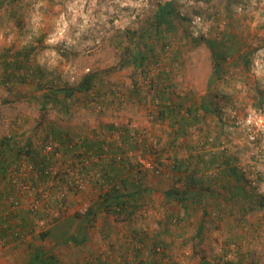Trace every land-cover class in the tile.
Instances as JSON below:
<instances>
[{"label":"rangeland","instance_id":"1","mask_svg":"<svg viewBox=\"0 0 264 264\" xmlns=\"http://www.w3.org/2000/svg\"><path fill=\"white\" fill-rule=\"evenodd\" d=\"M166 2L172 3L177 16L164 27L156 13ZM12 6L15 10L9 16ZM223 36L237 51L229 61L239 63L233 58L248 56L249 68L229 64L228 75L208 87L212 59L205 41H220ZM86 77L92 78L90 94L70 93ZM151 88L157 97L173 98L186 108L196 106L201 117L187 126L160 118ZM256 90L262 91L264 100V0H0V144L10 140L13 145L0 163L10 171L34 164L24 151L34 155L52 143L46 140L49 127L90 137L92 130L100 134L103 126L114 124L118 142L129 137L123 152L127 172L114 183L126 178L139 183L145 196L151 189L155 198L164 200L158 207L146 203L124 211L152 215L155 223L168 228L179 227L178 217L186 213L181 205L169 204L165 192L194 177L190 183H195L191 188L195 197L188 203L204 199L203 207L200 203L193 207L206 217L203 234L191 231L196 225L170 240L168 235L158 240L151 233L149 253L125 251V264H201L199 258L204 259L202 264H226V259L227 264H264V209L258 206L264 203V133L252 134L240 123L247 113L264 110V102L258 108ZM48 91L54 100L44 97ZM94 96L97 106L89 101ZM204 101L212 103L211 113L202 116L199 107ZM175 124L183 130L174 133ZM142 131L155 146L143 145ZM138 153L151 168L138 170ZM229 169L235 170V177ZM10 171L0 170L4 186L15 183ZM50 182L44 202L49 216L41 212L39 223L23 208H7L11 220L20 219L22 231L19 236L15 228L13 234L0 235V264H29L37 252L53 254L55 264L104 263L99 247L90 252L92 237L83 244L56 239L65 230L75 233L85 211L97 208L99 191L92 182ZM12 187L7 191L0 187V193L18 194L19 187ZM244 195L255 201L246 214L239 208ZM18 196L27 202L20 190ZM173 213L178 215L172 223ZM93 226L91 222L87 229ZM172 242L179 243V252H169ZM135 256L137 262L132 261Z\"/></svg>","mask_w":264,"mask_h":264},{"label":"trees","instance_id":"2","mask_svg":"<svg viewBox=\"0 0 264 264\" xmlns=\"http://www.w3.org/2000/svg\"><path fill=\"white\" fill-rule=\"evenodd\" d=\"M10 1L14 2L15 0ZM16 6L18 5L16 4L14 8L18 9V7L16 8ZM12 8L13 6L7 10L9 16L10 12L12 11ZM172 9V3L170 2H166L158 6L156 18L160 25L166 27L167 24H169L174 18V16H177ZM205 43L210 50L212 59V73L209 79L210 82L208 83V87L213 84L215 85L218 80L227 76L230 72L231 66L234 67L236 65V67H241L245 71L248 70L250 64L248 56L238 55V57L233 58L239 63L233 64L234 60L229 61L230 58L234 57L237 51H235V49L232 47L230 40L227 41L224 36L220 41L208 39L207 41H205ZM229 64H231V66H229ZM229 77H233V74L229 75ZM92 86V78L86 77L83 82L80 83L79 87H77L75 90H71L70 93H87L86 95H88L90 94L89 91L91 90ZM151 89H149V92L153 96L152 100L155 103L157 114L160 118H164V120H166L169 117L170 120L172 119L174 123L176 122L178 125L187 126L195 122L197 123V121L201 117V113H199V110L197 109V111L195 108L196 106L192 105L186 108L184 105L175 101L173 98L168 100V98L166 97V99H163L161 96L157 97V95H159L157 91H153V88ZM255 96L259 99L260 102L258 104V108H262L264 102L262 91L256 90ZM44 97L46 99H55V95H53V93H51L50 91H48V93L45 94ZM89 101L90 103H93L96 106L98 105L97 96H94V98H90ZM102 101L104 100L102 99ZM211 104V102L206 101L200 104L199 109L202 110V116L211 113ZM174 126V133L183 130L182 127H179L177 129L176 124ZM52 128L55 129L54 126ZM54 129H51L49 127V133L48 135H46L48 139L46 140L48 142L51 141L52 143H57L59 149L60 146L63 145L64 149L62 152V157L54 158L49 155H44V153L42 152L43 145L38 149V151L34 155L29 152L28 148V150L24 152L25 156L29 155V158L31 160L36 161L34 164L41 169H47L46 167H49V165L53 166L55 163H61L65 160H67V162L69 163L66 169L56 170V172H52L49 170L48 175L43 174V177L41 179L42 182L45 183L53 179H59L60 181L64 182L73 181V183H78V179H82V182H92L89 184H92V186L99 191L100 200L96 206L97 208H90L85 215L81 216V224L77 228L75 233L68 235V230H65L62 231L61 235L56 237L59 242H73L74 244H80L83 241V235L81 236L83 232V226L84 224L94 220L97 214V210L100 209V211H104L105 213L111 212V214L118 216L121 212L128 209L129 207H131L132 209H139V207H141V203H131L128 201H136L137 198H142V196H145V191L139 190V183H130L129 180L126 178H123L119 183H114V180H116L117 177L119 178V176L121 175L124 176V174L127 172L125 171L126 157L123 152L125 151V145L129 140L128 137V139H122L120 140V142H118V138L115 139L114 137L110 136L112 131H117V127H115L114 124H107L103 126L101 130L102 133H100L101 135L96 130H92L93 132L90 137L88 135L74 134L73 132H70V130H65L62 132L59 129ZM149 142V138L143 139V145H145L146 147H149ZM151 142V146H155ZM29 144L30 143L28 142L27 145ZM105 145L108 146L107 152L103 150V147H105ZM12 146L13 145H10V140H5L3 143L0 144V160H3L5 158V152L9 151L7 149H10ZM18 148L19 147L16 148L17 152L19 154H22L23 152ZM63 157H65V159H63ZM36 158L38 161L36 160ZM46 160L49 165L45 162ZM85 160H89L88 165L84 164ZM0 170L3 173L5 171H7V173L8 171H10V169L7 168L3 163H0ZM229 170L231 174L235 177V170ZM189 180V183L180 184L179 189L176 188L173 189V191H167L164 194V198L169 204L174 203L177 205H181V209L184 212L189 210L190 208V204L188 203V201L194 199L195 197L194 192L191 191V188L194 186L195 183H190L191 180H194V177L190 176ZM7 187L10 190L11 188H14L10 184L7 185ZM130 187H132V189L128 191ZM105 188V192H101V190ZM230 195L233 196L231 197V199L236 198L235 193H231ZM243 199L245 200L243 203L244 205L242 204V207L239 208L241 209L243 214H246L249 210L252 209V207H255V201L253 200V198H250L247 195H244ZM261 202L262 201L258 202V206L261 210H263L264 203ZM5 221L6 224H0V235L5 234L8 236L12 232V229L7 224V222L10 220L5 219L4 222ZM236 258L239 259V256H236ZM54 260L55 258L53 254L51 255L49 253L37 252L35 253V255L32 256V262L30 264H51Z\"/></svg>","mask_w":264,"mask_h":264},{"label":"crops","instance_id":"3","mask_svg":"<svg viewBox=\"0 0 264 264\" xmlns=\"http://www.w3.org/2000/svg\"><path fill=\"white\" fill-rule=\"evenodd\" d=\"M4 185H5V183H0V187H3V190L7 191L8 187L4 186ZM131 189H132V187H130L128 189V191H130ZM151 192L153 193V190L147 189L146 190V196H142V198H137L136 201H134V200L130 201L129 200L128 202H131V203L137 202V203H141L144 205H146V203H147L148 206H154V207H155V205H157V207H158L160 203H164L163 199L155 198V196H153V194ZM152 203H153V205H152ZM189 204H190V208H189V210L185 211L186 214H182L180 216V218L178 217V219H181V223H180L179 227L176 225H173V226H170L169 228H168V226H164V224H162V222L155 223L156 222L155 218L154 217L152 218V215H150L148 218H145L143 216L138 215L137 213L134 214L133 212H130V211L121 212L118 216H116V215H105L104 214L105 212L102 211V213H101V211L99 209V210H97V214H96L94 220L91 221L92 223H94V226L92 227V229L90 231L87 228H88L89 224H91V222L84 224L83 232L81 234V236L83 235L82 236L83 241L80 244L85 243L87 241L86 238L88 236H90V237H92V241H90V242L93 243L92 246H94V247H92V250L90 252H94V249L95 248L98 249V247H99L101 250L100 252H103V259L102 260L104 263H102V264H125V259H124L125 251L131 252L132 255H135V253H137V252L139 253V251H141L142 249H144V251L146 252L147 249L150 248V244H149V241H150L149 237L150 236L153 237V235H154V237H156L159 240V238L163 239L164 237H166L168 235L167 237H170V238H168L167 240H170L174 236L177 237L178 235H183L182 233H187L188 229H189V225H191V226L196 225L194 228L191 229V231L194 230L195 234H199V236H200V234L203 231V227L206 226V224H205L206 217H204V215L203 216L201 215V213L199 212L200 210L196 211L193 209V207L198 208L197 207L198 204H199L198 206L202 205V207H203L205 205L204 199L203 198L202 199L196 198L194 203L192 202ZM7 208H8V205L5 201V199L3 198V200H0V216L2 215V219L0 220V224H2V223L6 224V221L4 222L5 219L10 220L7 222L8 226L11 229L15 228L18 231L17 236H19L20 232L22 231V227H21V225H18L17 223L18 222L20 223V219L18 218L17 220H11V216L7 215ZM141 208H143V207L141 206ZM204 212H206V211L202 210V213H204ZM147 213H150V211H148ZM160 214L163 218H165L163 215L164 212H161ZM160 214H159V216H160ZM188 214H191V215L189 216ZM176 215H178V214L173 213L172 215L169 216V220H171L172 223L176 222V220H175L176 218H174ZM185 223H186V226H188V228H186V230L184 228H181V224L183 225ZM155 224H156V226H155ZM158 225H161V226L159 227ZM206 230H207V228H205L204 231H206ZM87 231H89V232H87ZM217 231H218V229L215 230V232H217ZM189 232H190V230H189ZM217 233L224 234V231H223V229H220ZM100 237H102L103 240H101ZM88 243H89V239H88ZM100 244H102V245H100ZM178 244L179 243H177V242L169 243V245H168L169 252L174 254L175 250H177V249L179 252L180 249H179ZM17 247L22 248L23 245H19ZM192 249L193 248H191V250ZM41 253H43V252H41ZM146 253H149V252H146ZM193 255H195V253H193ZM135 258H136V256L132 259V261L135 260L137 262V259H139V258H137V259H135ZM173 258H176V257L174 256ZM239 258H241V257L239 256ZM104 259L106 261H104ZM31 262H32V258H31L29 264ZM198 262L202 264V263H204V259L199 258ZM229 262H231V261H229ZM227 263L228 262L226 259V264ZM51 264H55V262L53 261ZM136 264H138V263H136Z\"/></svg>","mask_w":264,"mask_h":264},{"label":"built area","instance_id":"4","mask_svg":"<svg viewBox=\"0 0 264 264\" xmlns=\"http://www.w3.org/2000/svg\"><path fill=\"white\" fill-rule=\"evenodd\" d=\"M87 71L88 69H86V72ZM240 123L244 124V126L247 127L249 132H251L252 134L254 133L256 135L263 134L264 133V110L257 111V112L251 111L247 113L243 117V119H241ZM252 134H250V138L254 139ZM118 135H119V131H112L110 136L118 138ZM147 136H148V133L146 131H142V133L140 134V139L147 138ZM43 150H44L43 151L44 155H49L54 158H59L62 156V151H60L57 143H47L44 145ZM103 150L107 152L108 146L105 145V147H103ZM136 157H137V163H138V170L146 171V169L148 170L149 168H151V165L145 160V158L144 159L142 158L141 153L136 154ZM45 162L48 164L47 160ZM68 164L69 163L67 162V160H65V161H62L61 163H55L53 166L48 164L49 167L45 166L47 169L45 168L41 169L37 167L35 164H22L16 169H12L9 172V178L12 182H15V183H11V184L19 187L18 194H19V190L23 192V195L27 197L26 199L27 202L23 203L17 193H11V192L5 193V194L0 193L5 199L9 210L19 211L21 208H23L26 210V212H29L35 215L36 220L38 218L37 223H39V221L41 220L39 219L41 212L44 214V216H47L49 214V210L48 211L45 210L47 209V206H45L46 204L44 202L48 198L47 188L49 189V186H51L52 184L50 181L41 183L43 174L48 175L49 170L52 172H56V170L66 169ZM84 164L88 165L89 160H85ZM158 172L159 171H156V173ZM78 181H79L78 184L82 183V179H78ZM89 209L90 208H88L85 211L84 215ZM40 224H42V222Z\"/></svg>","mask_w":264,"mask_h":264}]
</instances>
